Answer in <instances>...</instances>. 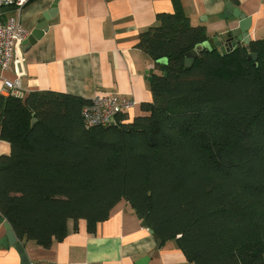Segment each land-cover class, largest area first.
Here are the masks:
<instances>
[{
	"label": "trees",
	"instance_id": "1",
	"mask_svg": "<svg viewBox=\"0 0 264 264\" xmlns=\"http://www.w3.org/2000/svg\"><path fill=\"white\" fill-rule=\"evenodd\" d=\"M206 42L180 3L158 15L139 38L153 100L113 126L87 129L89 100L71 94L0 98V213L18 240L50 248L80 220L93 234L128 200L189 264H264V39L186 69Z\"/></svg>",
	"mask_w": 264,
	"mask_h": 264
},
{
	"label": "crops",
	"instance_id": "2",
	"mask_svg": "<svg viewBox=\"0 0 264 264\" xmlns=\"http://www.w3.org/2000/svg\"><path fill=\"white\" fill-rule=\"evenodd\" d=\"M24 1L20 12L3 18L20 16L30 33L57 1L44 36L25 51L22 45L16 53L24 93L52 91L86 100L99 92L118 94L138 103L128 112L130 119L146 114L142 105L153 100L149 79L150 71L155 74L154 62L139 48V38L156 25L158 15L173 13L174 4L180 3L192 25L205 28L212 47L214 38L226 36L239 22L226 14L224 0ZM231 1H237V7L252 18V41L264 39V0ZM15 79L14 66L0 69V98L9 95L4 80ZM10 154V144L0 141V157ZM5 236L0 224V239ZM20 243L31 264H136L145 258H149L146 264H189L175 241L159 246L126 201L93 234L86 221H69L67 237L50 248L26 238ZM0 264H21V256L13 247H0Z\"/></svg>",
	"mask_w": 264,
	"mask_h": 264
},
{
	"label": "built area",
	"instance_id": "3",
	"mask_svg": "<svg viewBox=\"0 0 264 264\" xmlns=\"http://www.w3.org/2000/svg\"><path fill=\"white\" fill-rule=\"evenodd\" d=\"M24 5V0H0V10L15 7L20 12ZM2 16H0V69L8 71L14 66L16 74L15 80H4V87L10 96L23 98L26 95L22 84L24 75L19 72V63L15 58L17 51L28 39L30 32L22 25L20 16L6 19ZM137 105L138 103L134 99L118 94L99 92L83 108L84 126L87 129L113 126L117 123V117L120 114L128 113Z\"/></svg>",
	"mask_w": 264,
	"mask_h": 264
},
{
	"label": "water",
	"instance_id": "4",
	"mask_svg": "<svg viewBox=\"0 0 264 264\" xmlns=\"http://www.w3.org/2000/svg\"><path fill=\"white\" fill-rule=\"evenodd\" d=\"M226 4V14L238 19V27L232 29L224 37H216L213 39L215 48H217L223 55L231 53L237 47L243 46L245 48H250L252 43V36L250 34V29L252 26V18L248 17L243 13L231 0H224ZM57 10V1L52 6V8L44 13L41 21L36 26V28L30 33L28 39L24 42V51L26 48H29L31 45H34L36 41L40 40L48 30V23L55 16ZM17 11L16 8L9 7L0 10V16L12 13ZM204 49L212 50V45L210 42H206L203 45H200L194 49L189 55V59L186 61V69H189L198 58V56L203 52ZM254 61L257 60V56L254 54ZM251 59V57H249ZM165 63V60L160 61ZM154 70L150 71V79L152 81ZM36 120L33 121L32 127H34ZM126 202L128 200H125ZM0 224L4 225L6 229V236L0 239V247L10 248L13 247L21 256V264H31L28 256L25 252L23 245L18 240L12 226L5 219V217L0 213ZM143 226L148 228L147 220L143 221ZM150 233L153 234V231L148 228ZM159 246L162 245L163 241L158 240ZM149 258L142 259L136 264H146Z\"/></svg>",
	"mask_w": 264,
	"mask_h": 264
}]
</instances>
